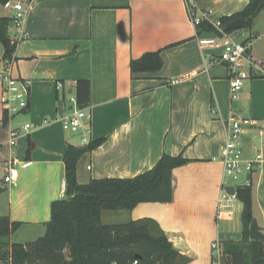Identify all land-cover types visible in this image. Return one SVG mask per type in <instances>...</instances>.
<instances>
[{
	"label": "crops",
	"instance_id": "1",
	"mask_svg": "<svg viewBox=\"0 0 264 264\" xmlns=\"http://www.w3.org/2000/svg\"><path fill=\"white\" fill-rule=\"evenodd\" d=\"M248 1L191 3L211 11L210 20L216 21L240 12ZM263 10L250 29L236 33L264 68V47L258 46L264 41ZM209 35L191 24L184 0H35L22 27L8 30L15 44L11 74L27 84L28 105L4 123L0 84V217L21 223L17 231L43 236L50 204L63 197L68 145L104 139L79 161V184L134 178L163 154L181 156L189 162L172 171L170 203H143L114 216L150 218L187 264H211L212 242L222 250L223 243L241 240L242 204L228 192L236 184L223 185L219 161L225 123L234 118L246 122L239 141L244 159L261 156L249 180L252 216L264 236V73L247 80L231 101L226 68L211 63L216 51L197 44ZM156 51L161 69L132 76L130 60ZM5 64L0 48V72ZM77 80L90 82V134L84 144H75L60 125ZM10 131L17 134L12 147ZM11 161L18 175L9 187L3 179ZM225 195L232 197L226 201ZM221 259L227 264V257Z\"/></svg>",
	"mask_w": 264,
	"mask_h": 264
},
{
	"label": "trees",
	"instance_id": "2",
	"mask_svg": "<svg viewBox=\"0 0 264 264\" xmlns=\"http://www.w3.org/2000/svg\"><path fill=\"white\" fill-rule=\"evenodd\" d=\"M6 0H0V6ZM264 9L263 0H249L240 12L219 19L221 26L242 19L250 29L254 18ZM11 21L0 17V48L3 63L13 61L15 44L8 30ZM198 30L211 31L203 23ZM227 34L234 31H228ZM162 67L160 51L143 54L129 63L131 75L158 72ZM74 97L78 108L90 105V82L77 80ZM4 123H7L4 117ZM104 139L91 140L85 146L68 145L62 158L63 197L50 204V219L45 233L26 244L0 241V264H187L189 259L176 251L158 224L150 218L122 224L104 225L102 212L132 211L143 203L167 204L172 201V171L189 161L181 156L163 154L148 171L129 179L77 181V165L88 153L101 146ZM4 182V181H3ZM5 184V183H4ZM234 195L242 204L241 240L222 244L227 264H264L262 241H252L248 229L252 216L251 187H236ZM21 223L0 217V240L14 234ZM222 260V259H221ZM220 260V264H221ZM223 261V260H222ZM224 264V263H223Z\"/></svg>",
	"mask_w": 264,
	"mask_h": 264
},
{
	"label": "built area",
	"instance_id": "3",
	"mask_svg": "<svg viewBox=\"0 0 264 264\" xmlns=\"http://www.w3.org/2000/svg\"><path fill=\"white\" fill-rule=\"evenodd\" d=\"M184 1L189 20L197 30L203 23H207L212 28L211 31H203L210 35L205 38H199L197 44L201 49L216 51L211 63L223 65L226 68L230 99L234 102L243 84L251 77L263 74L264 68L253 59L249 42H236L235 38L239 36L236 31L227 34L219 20H210L211 11H200L192 5L191 0ZM34 2L35 0H6L2 4L1 7L10 13L8 18L13 28L19 29L22 27ZM199 31L202 32V30ZM11 65L12 61L6 63L0 72L1 104L7 123L10 122L13 116L24 112L28 105V86L24 81L12 77ZM56 87L57 91L63 89L61 83H57ZM68 103L70 108L67 114L60 119L61 129L64 132L81 133L82 138L80 141L84 144L87 142L86 137L90 134L91 116L87 109L78 108L73 95L68 97ZM245 123L234 118L228 119L225 123V139L219 146V161L223 167L222 183L223 185L236 184L234 190L236 187L250 186L249 175L253 172L255 165L261 160L260 155H257L254 159H244L243 157L239 141L244 133L243 126ZM29 128V124L23 126L24 131ZM16 135L14 131H10L8 134V143L11 147L15 145ZM7 170V176L4 177L3 181L7 186L11 187L14 185L18 175L16 161L8 162ZM87 170H90V167H87ZM244 175L245 177L242 180ZM231 197V195H225L222 199L227 201ZM210 248L211 264H220L222 250L219 242H212ZM133 264H136V262Z\"/></svg>",
	"mask_w": 264,
	"mask_h": 264
},
{
	"label": "rangeland",
	"instance_id": "4",
	"mask_svg": "<svg viewBox=\"0 0 264 264\" xmlns=\"http://www.w3.org/2000/svg\"><path fill=\"white\" fill-rule=\"evenodd\" d=\"M263 15H264V10L262 11ZM3 14H9V12L7 10H4L2 8H0V15H3ZM264 17V16H263ZM263 31V29L261 30V32ZM236 42H241L240 39H239V36L235 38ZM252 43V41H251ZM259 47H264V41L260 42L258 44ZM260 51V50H259ZM69 133L70 135L73 136L74 138V142L75 144H83L81 143L80 141V137H81V133H71V132H67ZM6 191H3L2 193H4ZM1 193V192H0ZM121 211H116V212H104L103 215L101 216V223L104 224V225H110V224H122V223H126L128 221H124L122 220V216L119 217V216H114L116 215V213H120ZM108 215H112V217L108 216ZM125 215V214H124ZM27 230V229H26ZM31 235L27 234L25 232L24 234V230H21V231H16V233H14L13 235H10L9 237H3L1 238V242H8V243H15V244H21L23 243L24 241L26 243L28 242H32L34 240H36L37 238L41 237L42 235H40L38 233V231H34L32 233H30ZM25 243V244H26Z\"/></svg>",
	"mask_w": 264,
	"mask_h": 264
},
{
	"label": "water",
	"instance_id": "5",
	"mask_svg": "<svg viewBox=\"0 0 264 264\" xmlns=\"http://www.w3.org/2000/svg\"><path fill=\"white\" fill-rule=\"evenodd\" d=\"M244 26H245V22L242 19H237V20H234L228 23L225 29L228 31H237V30L243 29ZM233 107H236L235 103L233 104ZM228 192L230 194H233V189H229ZM248 236H249V239L252 241H262L264 239V236L261 233V229L258 227L254 218L251 219L249 229H248Z\"/></svg>",
	"mask_w": 264,
	"mask_h": 264
}]
</instances>
